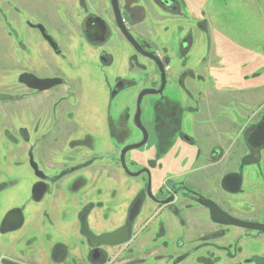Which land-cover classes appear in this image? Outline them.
<instances>
[{
  "label": "rangeland",
  "instance_id": "obj_1",
  "mask_svg": "<svg viewBox=\"0 0 264 264\" xmlns=\"http://www.w3.org/2000/svg\"><path fill=\"white\" fill-rule=\"evenodd\" d=\"M150 1L151 17L157 8L163 13L157 20L164 23L145 26L144 39L139 23L145 19V7L139 0H120L122 13L126 12L123 18L130 19L127 24L135 39L161 59L173 56L177 71L190 53L186 65L191 66V74L185 71L181 84L196 73L202 76L204 84L197 81L202 90L206 84L211 88L208 84L214 82L209 74L212 67L216 73H225L224 82L232 83L237 92L204 90L202 99L209 100L200 106L204 108L211 100L216 114L212 122L200 119L195 130H190L188 124V134L208 148L207 154L216 148L226 159L257 158L247 155L246 143L257 129L259 118L251 117L264 97V85L259 83H264V0H176V12L162 8L158 0H146ZM204 1H209V21L203 19L206 14L200 3ZM26 3L27 0H0V93L13 96L10 101L0 102V225L12 209H22L25 216L20 231L0 232V264L2 259L21 264H84L87 243L80 231L81 216L87 213L88 224L96 234L114 231L127 224L130 208L146 185L127 175L120 155L125 146L142 140L134 123L137 99L142 90L159 88L160 72L152 60L139 55L123 37L110 0H33L25 6ZM30 4H34L36 12L28 9ZM84 4L109 24L105 43L89 42L83 35L87 16ZM23 6L28 9L24 15ZM170 15L177 21L176 29L166 22ZM181 18L196 28L178 24ZM27 20L45 25L61 47L60 54L27 26ZM185 40L191 43L189 51H185ZM103 55L106 61L101 59ZM23 73L61 78L63 84L37 92L20 82ZM247 76L252 83L244 79ZM119 80L126 81L125 88L112 96ZM182 87L169 80L162 95L144 97L142 123L150 138L144 148L127 154L130 172L157 164L164 153L153 144L159 139L166 142L165 138L172 137L169 142L173 144L178 141L180 129L156 124L162 123L164 111L175 116L180 111ZM245 125L247 130L239 134ZM224 126L227 128L223 130L231 133L221 131ZM30 151L39 168L51 178L39 203L32 199L38 179L29 164ZM144 216L145 212L139 220L144 221Z\"/></svg>",
  "mask_w": 264,
  "mask_h": 264
},
{
  "label": "flooded vegetation",
  "instance_id": "obj_2",
  "mask_svg": "<svg viewBox=\"0 0 264 264\" xmlns=\"http://www.w3.org/2000/svg\"><path fill=\"white\" fill-rule=\"evenodd\" d=\"M32 1L33 0H27V3ZM111 1L112 0H110V4ZM158 2L165 10H172V12L177 11L176 0H158ZM27 3L25 6H28ZM33 5L34 4H30L29 6L32 7L28 8L33 10L31 12L35 11ZM82 6L87 13L83 25V35L89 42L95 44L105 43L110 34L109 24L106 19L99 13L90 10L87 4ZM28 9L23 6V15ZM125 13L124 11L123 14ZM129 20V18H124L125 24L131 33V29L127 24ZM26 22L31 30L37 31L40 34L44 42L53 52L60 54L61 47L48 32L44 24L33 23L28 20ZM41 29H44V33ZM45 35L51 38V40L46 38ZM183 43L184 47H188V50L191 49V43L189 45L186 40ZM142 46L147 50V45L142 44ZM101 59L106 61L104 55L101 56ZM167 59L169 58H162L166 71L168 72V79L169 70H171V68L166 64ZM38 78L49 79L57 77ZM124 82L119 80L116 83L119 85L116 94L125 88L126 81ZM179 83L181 87L184 86V84H181V79ZM196 104L199 108L200 104ZM179 105L181 109L176 113V116L172 114L171 111H164L162 114V123L158 122L156 127H159L158 124H160V127L164 124L167 128H169V124L173 125L174 130L180 129L182 132L181 136H178L177 139H181L184 144L197 149V160L193 164L192 170L187 172L184 177L179 178L175 183H173L172 179L169 177L159 182L154 176L155 170L161 171L162 165L158 163L159 161L157 164L151 165V167L146 166L140 169L138 172L144 171V173L138 177L127 174L132 178L141 179L143 182L145 181L146 184L142 186L140 194H138L133 202L134 204L137 200H141L140 211L133 220L129 219L133 206L132 204L126 225L114 231L96 234L88 224L87 213L83 215H86L87 225L95 237L109 234L120 229H127L128 237L122 245L109 246L102 244L93 245L89 237L84 236L87 243V253L84 264H257L255 258H264V231L232 223L234 220H237L248 224L264 226V211H253L249 206L241 207V205H239L240 203H234L232 198H230V196H240L244 194L243 183L245 176L249 173H254L256 177L264 183V171L259 159V153L264 147L258 149L253 148L247 142L246 145H248L247 147L249 148L247 155L257 156V158L252 159L247 158V156L234 160L226 159L222 157V153L216 148L212 149L209 154H207L208 148H203L196 142V137L194 138L192 135L188 134L189 129L187 125L190 124V130H195L197 125H199L198 121L200 119H211L212 122L216 113L206 111L200 113L197 118L185 120V109L181 107V103H179ZM200 115L204 116V118H201ZM256 116L259 118V122L256 125L259 126L264 118V104L259 107L258 112L252 115L251 119ZM177 118L180 119L176 121L173 120ZM211 122L208 123L211 124ZM183 125L186 131H184ZM247 128L248 125L243 126L241 133L243 134ZM252 132H254V130ZM171 138L172 137L165 138L166 142L159 139L158 143H153L158 151H164V153L160 155V160L164 158L173 147L174 141L169 142ZM146 170L149 173H147ZM230 176H236V179H238L240 183L238 191L235 193L227 191L223 183L225 179ZM49 182H47V191ZM231 183L232 179L226 181V187L231 188ZM225 197H228V199ZM207 203L215 205V210L212 211V208L207 206ZM146 204L148 205V209H145ZM144 212L145 219L144 221H140L139 219ZM140 238L144 241H140Z\"/></svg>",
  "mask_w": 264,
  "mask_h": 264
},
{
  "label": "water",
  "instance_id": "obj_3",
  "mask_svg": "<svg viewBox=\"0 0 264 264\" xmlns=\"http://www.w3.org/2000/svg\"><path fill=\"white\" fill-rule=\"evenodd\" d=\"M111 6H112V11L114 14V18L116 21V24L118 26L119 31L123 35V37L126 39V41L129 43V45L141 56L148 58L152 60L157 67L159 68L160 74H161V86L159 89H154V88H148L142 90V92L139 94L138 99H137V106H136V113L134 116V123L136 127L141 131L142 133V140L138 143L131 144L128 146H125L120 155V163L123 168V170L128 174L133 177H138L144 171L140 172H130L129 168L127 167L126 164V157L129 152L139 150L143 148L148 140H149V133L147 128L143 125L142 123V101L145 96L148 95H162L164 92V89L167 84V71L165 68V65L162 61L161 58L157 57L154 53L148 52L147 50L144 49V47L135 39V37L130 33L129 29L127 28L124 18H123V13L121 10V5H120V0H112L111 1ZM42 32L44 33V29H41ZM46 38L50 39L48 36L45 35ZM20 82L25 84L29 89L39 91V92H46L49 91L50 89L61 85L62 84V79L61 78H49V79H41L38 78L37 76L33 74H23L20 77ZM118 86H116L115 91L112 93V96L116 95V90L118 89ZM12 96L9 94H3L0 93V102L1 101H10L12 100ZM248 144L253 147V148H261L264 147V118L262 119L261 123L257 127V129L252 132L248 138H247ZM29 164L34 171L35 176L39 181L33 186L32 189V199L34 202L39 203L43 200L46 192H47V182L51 180L49 176H47L40 168L38 163L34 159L33 152H29ZM147 173H149L146 170ZM236 176H230L227 179H225L224 186L227 191L235 193L238 191L239 188V181L236 179ZM229 179H232V187H226L227 185L225 184L226 181H229ZM207 206H210L212 208V211L215 210V205L207 203ZM141 208V200H137L131 209L129 219L133 220L136 215L139 213ZM233 224H237L243 227L251 228V229H257V230H262L264 231V226L262 225H253V224H248L245 222H240L237 220H234L232 222ZM24 224V215L23 212L20 208H15L12 209L11 211L8 212V214L5 216L0 232L2 234H7L10 232L17 231L22 228ZM81 234L83 236L89 237L91 243L93 245H109V246H119L122 245L127 237H128V231L127 229H120L115 232L105 234L99 237H95L86 221V215H83L81 218ZM255 261L257 264H264V258H255ZM2 264H19L17 262L8 260V259H3Z\"/></svg>",
  "mask_w": 264,
  "mask_h": 264
},
{
  "label": "crops",
  "instance_id": "obj_4",
  "mask_svg": "<svg viewBox=\"0 0 264 264\" xmlns=\"http://www.w3.org/2000/svg\"><path fill=\"white\" fill-rule=\"evenodd\" d=\"M198 0H192V2L197 3ZM139 4L141 6L145 7V19H143L142 22L139 23V27L141 30V35L142 38H145V26H147L149 23H158L159 25H162L164 22L161 20H157L158 18V14H162V12H159V9H155V16L153 15V18L151 17L150 13H149V8L151 9V7H153L152 2L150 1L149 3L146 2V0H139ZM209 4V1H204V3H200L201 11L203 10L205 12V18H203L206 21H209L207 18V11H206V6ZM213 4V3H212ZM200 18H202V16L199 15ZM173 18V16H169L166 19V22L168 23H172L175 28V24H177L176 19H170ZM178 24L180 25H188V29L192 27V25H194V27L196 28V25L194 23H190L186 18H181L178 22ZM176 29V28H175ZM168 55V54H167ZM190 53H188L187 57L185 60L181 61L180 63V70L177 71L175 70V60L173 56L168 55L169 59H170V68L172 67V70L169 74V80L171 81H175L179 83V80L181 78V76L183 75V73L185 71H189V67L191 66H187L186 64V60L189 58ZM259 55V54H258ZM262 65V64H261ZM195 70L197 71L198 68H195ZM217 69H213L212 67L209 68V74L212 77V80L214 82L209 81L210 83L208 84V87L211 86V88H207V84L205 85V87L202 90V86H200L199 83H203L202 82V76H199L198 74H192L195 77L192 76H188L187 78H185L184 80V88H180V103H181V107L184 108V119L188 120L189 118H197V116L202 113V112H206V111H212V101L210 100L207 106H205L204 108H202L201 106L198 108L197 104H203L205 103V101H208L209 99H202V97H204L203 92L204 90L210 92V93H218L220 92L221 94L227 93L225 89H230V91L237 93L232 87V83L230 85H227V83H225L224 81H226V74L225 73H216ZM246 78L249 79L250 83H252V81L250 80L249 76L245 77L244 79L246 80ZM228 79V78H227ZM199 81V83L197 82ZM206 83V82H205ZM261 85H264L263 81L261 80L259 82ZM180 84V83H179ZM215 86L214 90L212 89ZM181 87V85H180ZM230 87V88H229ZM255 87V86H253ZM259 87V86H257ZM260 88H258L259 90ZM241 94V92H239ZM247 98V97H246ZM249 99V98H248ZM243 102V101H241ZM249 102V101H246ZM259 104H261V106L264 104V97L262 99H260ZM241 108L237 109V112L240 113ZM189 112H194V113H189ZM226 118V116H225ZM222 130L221 131H228L227 129L223 130V128H227L226 126L224 127H220ZM183 129L184 131H186V129L184 128L183 125ZM220 131V130H219ZM239 134L242 132V128L238 131ZM178 141L175 142V144L173 145V147L170 149V151L168 152V154L162 158L161 160H159L158 163H160L162 165L161 171L159 170H155L154 171V176L159 180V182L164 181L165 178H171L172 182L175 183L179 178L184 177V175L189 172L190 170H192V166L193 164L196 162L197 160V149L195 147H191L188 146L187 144H184L181 140L177 139ZM259 159L261 162V165L263 167V171H264V149L260 151L259 153ZM264 173V172H263ZM243 189H244V194L240 195V196H230V198H232V201L234 203H240L239 205H241V207L243 206H249L253 211H257L260 212V210L264 211V183L261 182L254 173H249L245 176V180L243 183ZM223 193V192H221ZM223 195V194H222ZM219 196H220V190H219ZM221 198V197H219ZM226 199H228V197H225Z\"/></svg>",
  "mask_w": 264,
  "mask_h": 264
},
{
  "label": "trees",
  "instance_id": "obj_5",
  "mask_svg": "<svg viewBox=\"0 0 264 264\" xmlns=\"http://www.w3.org/2000/svg\"><path fill=\"white\" fill-rule=\"evenodd\" d=\"M185 49H186L185 51H189V50H188V47H185ZM186 54H187V52H185V55H186ZM168 60H169V59H168ZM166 64H168L167 61H166Z\"/></svg>",
  "mask_w": 264,
  "mask_h": 264
}]
</instances>
